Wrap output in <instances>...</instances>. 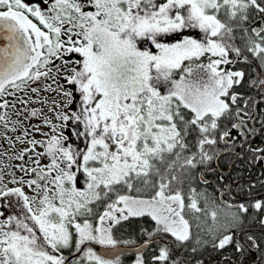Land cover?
Instances as JSON below:
<instances>
[{
	"label": "snow or ice",
	"instance_id": "1",
	"mask_svg": "<svg viewBox=\"0 0 264 264\" xmlns=\"http://www.w3.org/2000/svg\"><path fill=\"white\" fill-rule=\"evenodd\" d=\"M0 128V264H264V0H0Z\"/></svg>",
	"mask_w": 264,
	"mask_h": 264
},
{
	"label": "trees",
	"instance_id": "2",
	"mask_svg": "<svg viewBox=\"0 0 264 264\" xmlns=\"http://www.w3.org/2000/svg\"><path fill=\"white\" fill-rule=\"evenodd\" d=\"M231 157H225L222 158L219 164V171L222 172L228 180H235L239 178L242 181L247 180V179H254L257 176V172L254 171L253 169L249 170L248 166L243 160H234ZM232 162V163H231ZM229 167V170L224 172L220 169H225ZM209 180L212 181L213 187L216 184V174H210L209 175ZM211 191V188L209 189ZM205 259L207 264H216V262L220 259V256H217L215 253H209L205 254Z\"/></svg>",
	"mask_w": 264,
	"mask_h": 264
},
{
	"label": "flooded vegetation",
	"instance_id": "3",
	"mask_svg": "<svg viewBox=\"0 0 264 264\" xmlns=\"http://www.w3.org/2000/svg\"><path fill=\"white\" fill-rule=\"evenodd\" d=\"M37 107H38V105H37ZM9 115L11 116V118L15 119V116H14L13 113L10 112ZM33 122H35V121H33ZM4 131L5 130L3 128H0V133H3ZM18 134L19 133H12L11 131L8 132V135L10 137H13V138H14L15 135H18ZM26 146L27 145H23V144H20V143L17 142L15 144V147L13 148L11 146L10 141L4 140L2 138V136H0V161H2L4 165H12V164L19 163V161H15L14 159H10V157H12L14 155V153L17 152L20 148L26 147ZM229 167L230 166H228L227 168H229ZM227 168H225V169H227ZM225 169H220V170L224 171ZM253 170L256 171L257 172V175H258V169H253ZM10 171H12L11 168H5V172L6 173L7 172H10ZM224 172H226V171H224ZM7 179H10V177H7L6 176V180ZM249 259H252V257H250Z\"/></svg>",
	"mask_w": 264,
	"mask_h": 264
},
{
	"label": "water",
	"instance_id": "4",
	"mask_svg": "<svg viewBox=\"0 0 264 264\" xmlns=\"http://www.w3.org/2000/svg\"><path fill=\"white\" fill-rule=\"evenodd\" d=\"M229 168L225 169L224 171H227ZM99 249V246L97 247Z\"/></svg>",
	"mask_w": 264,
	"mask_h": 264
}]
</instances>
